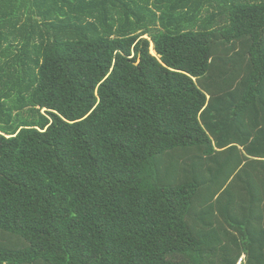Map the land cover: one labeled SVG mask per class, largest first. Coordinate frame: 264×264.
<instances>
[{
  "label": "trees",
  "instance_id": "trees-1",
  "mask_svg": "<svg viewBox=\"0 0 264 264\" xmlns=\"http://www.w3.org/2000/svg\"><path fill=\"white\" fill-rule=\"evenodd\" d=\"M0 264H264V0H0Z\"/></svg>",
  "mask_w": 264,
  "mask_h": 264
},
{
  "label": "rangeland",
  "instance_id": "rangeland-1",
  "mask_svg": "<svg viewBox=\"0 0 264 264\" xmlns=\"http://www.w3.org/2000/svg\"><path fill=\"white\" fill-rule=\"evenodd\" d=\"M153 52H154V54L156 53V51H155V48H154V47H153ZM156 54H157V53H156ZM156 54H155V55H156Z\"/></svg>",
  "mask_w": 264,
  "mask_h": 264
},
{
  "label": "bare ground",
  "instance_id": "bare-ground-1",
  "mask_svg": "<svg viewBox=\"0 0 264 264\" xmlns=\"http://www.w3.org/2000/svg\"><path fill=\"white\" fill-rule=\"evenodd\" d=\"M154 53V52H153ZM156 54V53H155ZM158 55V54H157Z\"/></svg>",
  "mask_w": 264,
  "mask_h": 264
}]
</instances>
